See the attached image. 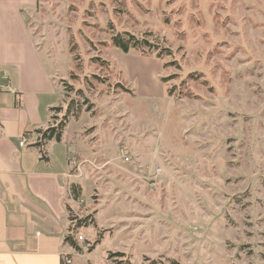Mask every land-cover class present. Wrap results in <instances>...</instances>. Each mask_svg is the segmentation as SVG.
Listing matches in <instances>:
<instances>
[{"label":"rangeland","instance_id":"1","mask_svg":"<svg viewBox=\"0 0 264 264\" xmlns=\"http://www.w3.org/2000/svg\"><path fill=\"white\" fill-rule=\"evenodd\" d=\"M23 1L62 88L31 140L65 123L86 150L72 264H264V0Z\"/></svg>","mask_w":264,"mask_h":264},{"label":"crops","instance_id":"2","mask_svg":"<svg viewBox=\"0 0 264 264\" xmlns=\"http://www.w3.org/2000/svg\"><path fill=\"white\" fill-rule=\"evenodd\" d=\"M24 10L23 0H0V264H62L63 254L71 253L64 237L71 185L77 183L67 157L72 148L86 150L71 137L53 139L44 147L46 161L32 146L31 133L47 127L51 108L60 102L55 88L61 85L58 74L47 70ZM25 37L40 68L37 80L25 81V70L32 67L25 64ZM54 142L67 143L63 159L52 151Z\"/></svg>","mask_w":264,"mask_h":264},{"label":"trees","instance_id":"3","mask_svg":"<svg viewBox=\"0 0 264 264\" xmlns=\"http://www.w3.org/2000/svg\"><path fill=\"white\" fill-rule=\"evenodd\" d=\"M125 33L126 35H128V38H126L125 36H122L121 34L114 35L113 37L114 45L124 52H128L131 49V47L147 46L151 48L153 45L146 39H139L134 34H130L129 32H125ZM65 125H66L65 123H62L58 128L49 127L44 131L39 130L42 136L38 139V141L32 144V146L39 149L41 160H46V161L48 160L47 153L44 150V147L48 141L55 139L57 142H61L62 135H63V129ZM79 193H80V187H78L76 184H72L71 185V195L73 196V199L77 200L79 198ZM68 207L69 206H67V210L70 211V208ZM69 219L74 221L75 217L69 216ZM83 220H87V218H84ZM64 243L68 244L69 246L75 249L77 247V243L72 234H68L64 237Z\"/></svg>","mask_w":264,"mask_h":264},{"label":"built area","instance_id":"4","mask_svg":"<svg viewBox=\"0 0 264 264\" xmlns=\"http://www.w3.org/2000/svg\"><path fill=\"white\" fill-rule=\"evenodd\" d=\"M25 142H26V139H25V138H22V140H21V142H20V145H21V146H24V145H25ZM124 158L126 159V161H129V157H128V156H126V157H124ZM67 161H68V165H69L72 169H74V167H77V166H78V164H77V162H78V156H77V154H75V153L71 154V155L67 158ZM157 173H158V174L161 173L160 169L157 170ZM83 239H84V237H83L82 235H80V236H79V240H83ZM71 256H72L71 253H65V254H63V262H62V264H72L73 261H72Z\"/></svg>","mask_w":264,"mask_h":264}]
</instances>
